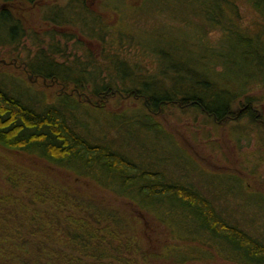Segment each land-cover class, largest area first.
Segmentation results:
<instances>
[{
	"label": "trees",
	"instance_id": "obj_1",
	"mask_svg": "<svg viewBox=\"0 0 264 264\" xmlns=\"http://www.w3.org/2000/svg\"><path fill=\"white\" fill-rule=\"evenodd\" d=\"M112 1L104 3L120 15L124 8L130 9V5L123 7L122 0L115 9ZM14 2L0 0L3 5ZM243 4L250 5L257 16L249 26L240 14ZM167 8L173 11L164 17L170 25L165 21L141 39L136 37L135 44L131 36L123 35L107 43L103 31H97L99 18L73 7L72 15L80 14L81 24L93 28L90 36L96 34L104 50L109 45L102 52L107 66L87 63L90 69L77 64L72 68L44 59L38 71L28 72L72 87L74 98L63 94L47 103L43 94H31L30 84L22 86L13 77L8 83L0 75V148L34 156L45 165V169L35 168L45 178L37 177V189L18 188L14 193L8 188V193L0 195V236L24 248L23 264H185L208 260L207 254L213 259L220 249L230 262L264 264V226L252 234L227 219L225 209L216 207L217 200L229 204L234 195L239 207L247 202L256 207L255 214L264 213V194L246 188L235 174L202 172L190 148L161 124L163 116L178 114L175 109L196 111L213 128L246 120L243 130L234 134L237 142L257 141L251 178L264 167V96L251 95L257 88L264 89V0H143L132 11L163 15ZM10 12L0 11V38L5 31L7 40L16 41L21 28ZM70 15L65 13L64 20L76 22ZM179 25H194V32L174 36ZM210 34L215 45L207 42ZM119 51L153 56L156 73L145 75L140 71L153 70L120 58ZM54 52L60 53L57 47ZM81 95L90 96L91 101H81ZM111 97L124 101L123 110L106 115L108 135L90 136L87 117L100 118L103 107L99 104ZM237 108L240 117H236ZM50 166L94 183L106 191L107 197L101 199L114 202L85 195L76 182L71 185L48 173ZM184 172L195 173L197 179L183 177ZM16 176L11 172L10 180ZM258 179L264 183V176ZM29 190L51 212L42 215L26 206L21 210L19 199L26 198ZM148 220L169 233L164 246L151 249L142 233ZM180 243L198 244L204 250L187 255Z\"/></svg>",
	"mask_w": 264,
	"mask_h": 264
},
{
	"label": "rangeland",
	"instance_id": "obj_2",
	"mask_svg": "<svg viewBox=\"0 0 264 264\" xmlns=\"http://www.w3.org/2000/svg\"><path fill=\"white\" fill-rule=\"evenodd\" d=\"M73 1L77 3V7L83 8V10H81L82 13L90 14L95 18H99L97 31L98 29L103 31L102 34L106 35L105 41L107 43L111 40L115 42V40H119L117 36L123 35L124 38L125 36H131V39H133L134 43L137 44L139 40H136V37L141 39L140 36H142L143 33L145 36V33L153 28H160L165 24V21L168 24L169 21H167V19L165 20L164 17L165 15L170 16L173 12L167 8L168 10L166 9L163 15H157L154 13L147 14L143 11L136 13L132 11V7L140 6L143 0H122L123 4L121 0H113L112 2L115 3V9H119L120 4H122L123 7L130 5V9L124 8L120 12V15L119 12L116 13L113 11L114 8L112 5H108L106 3V6L104 3L105 0ZM69 4V0H35L34 3H23L16 0V2L12 3L9 9L11 11L10 13L18 20L22 31H20L21 35L16 41L7 40L6 32H1V36H3L6 42H0V60L4 59L9 61V63L16 60L17 66H26L27 64L28 69L31 71H38L37 64L42 61V59H46L47 63L54 60L60 65L67 67L70 66L72 68H74V66H72L73 64H77L83 67L87 66L86 68L90 69L91 65L88 66L90 63L95 66H107L104 63L105 61L102 55L104 47L100 41L95 38L97 37L96 34L93 35L94 37L89 34L93 28H86V25H82V19H80L82 17H79L80 14L72 15L74 10L72 7H68ZM1 5L3 4H0V8ZM78 10L80 9L78 8ZM65 13L71 14L70 18L75 19L76 22L64 20L63 16ZM57 14L60 17L57 18ZM240 14L244 17L247 26H249V22H252L255 18H257L250 5L247 4L242 5ZM56 19L60 20L54 22ZM85 19L88 18L85 17ZM99 26H101V28ZM256 28L259 29L258 26ZM193 32L194 25L189 27H182L179 25V30L175 31L173 35L177 36L182 33L192 34ZM211 35L212 34H210V36ZM0 40H2V38H0ZM179 42H181V40ZM179 42L175 43V45L178 46ZM207 42L211 45H215L217 43L214 36L209 37V41L207 40ZM55 47L59 49V54L54 52ZM109 49L110 47L108 45L106 50ZM118 56L122 59H126L127 57L128 60L133 62V64H137L143 68H147L148 70H153L140 71L145 73V75H154V73H156V71H154L156 68L154 65L155 58L153 56H144L142 54L129 55V53L122 51H119ZM17 66H3L0 64V75H3L8 83L11 81L13 82L14 79L19 84L22 83V86L30 84L31 94H43L47 103H53L58 96L63 94L72 95L73 98L75 97V95L72 94V87L65 88V86L59 82L55 83L52 80H44L37 77V74L35 73L33 74L23 71L21 68L16 69ZM73 70L78 71L77 69ZM11 77H13V79ZM64 77L66 78L67 76ZM9 87L11 88V85H9ZM17 89L20 90L22 88L18 86ZM251 95H256L257 97H260L261 95L264 96V89L259 90L257 88V91L253 90ZM90 99L91 98L88 95H81L80 97V100H84L85 102H90ZM123 102L124 101L120 102L116 100L115 97H111L104 105L99 104V107H101V105L103 107V114L100 118H96L95 116H99L96 114L93 120V115L89 114L87 117L89 123L87 125L86 132H88L90 136L92 135L94 137H103L105 133L107 134L106 127L108 121L105 120L106 115L118 114L121 112L124 107ZM93 103L97 102L94 101ZM135 106L136 105L133 104L131 105V108H135ZM257 109L260 110V107ZM171 111L173 112V109ZM235 112H237L236 117H240L241 109L237 108L235 109ZM174 113L178 114L173 116L170 114L168 117L163 116V123L161 122V124L166 132L175 135L177 139H180L179 142L183 146L188 149L190 148L189 151L198 160L199 167L202 172H205L206 174L210 173L215 176H234L235 174L234 177L241 178L244 181L246 188L252 192L264 194V183L258 179L264 176V167L260 168L254 176V179L251 178V170L254 168L253 163L257 164L256 160H252L257 141L255 140L251 142L250 140L244 139L237 142V138H235L236 135L234 134V132H236L239 128L240 130H243V126H246L248 123L246 120H243L240 123H233L232 121L226 123L223 122L221 124H217L216 128H213L206 121V119L196 111L189 110L182 113L175 109ZM258 157L260 158V156L256 157L257 160L259 159ZM44 166L45 165L34 156L20 152L7 151L0 148V195L5 192L8 193V188H13L12 191L15 193L18 188L31 189L33 186L35 187L37 185L36 180L38 176L45 179L41 173L35 171V168L37 170L39 168L45 169ZM55 169L56 168L52 166H50V168H46L48 173L52 172V174H57V177L60 180L66 181L65 183H70L72 185L73 182H76L82 187V190L87 196L93 195V198L97 200H103L101 198H104V196L107 197L105 194L106 191L96 186L94 183L83 179H81V181L66 171ZM13 171L16 172L17 178H14L11 181L10 177L11 172ZM172 173H174L173 170ZM186 175L190 176L188 177ZM182 176L188 178L189 180L197 179L195 173L184 172L182 173ZM182 176L179 175L178 177ZM23 178H25L26 181H31V183L33 181L31 184L32 186H29V183L27 182H19L18 179ZM16 180L17 182H15ZM34 187L32 188L33 190ZM35 188L37 189V187ZM203 190L207 189L203 188ZM20 192L22 193V191ZM32 196L33 195L29 190L26 198L19 199L21 202V210L22 206H26L30 209L33 207V209L36 208L40 210L42 215L51 212L48 204L43 206ZM15 197L18 198L17 196ZM230 198H232V201L228 202L229 204H225L221 199L217 200L216 207L218 209H225L224 211L227 214V219H230L233 224H236L240 228L249 230L252 234H256L257 229L260 226H264V213L261 212L259 214H255L253 209L256 207L254 205H247V202L239 207L238 204L236 205L239 199L234 195H231ZM244 198L246 197H242V199ZM103 201L114 202L113 200L106 199ZM258 211L259 210H257V212ZM12 223H16L19 227L21 226L18 222L12 221ZM142 233H144V235L149 239L151 249L164 246L168 238H170L169 233L163 229V227H159L151 220L147 221L146 229L142 231ZM10 239L11 238H3L2 235L0 236V259H3L2 264H23L22 258L26 254H21V251L24 248L20 245L16 246L17 243ZM181 244L182 243H180V247H185V254L187 255L192 253L191 250H194L196 254H198L200 249L204 250V248H201V245L198 244ZM208 252L212 253L211 251ZM224 255L225 253L222 249H220L219 254L214 255L213 259H209L210 254H207L206 256L208 257V260L197 259V261H188L185 264H236L224 259L222 257ZM204 256L205 254L201 256V258Z\"/></svg>",
	"mask_w": 264,
	"mask_h": 264
},
{
	"label": "flooded vegetation",
	"instance_id": "obj_3",
	"mask_svg": "<svg viewBox=\"0 0 264 264\" xmlns=\"http://www.w3.org/2000/svg\"><path fill=\"white\" fill-rule=\"evenodd\" d=\"M69 1H70V4L68 6L69 8L70 7H72V8L75 7L76 8L78 6L77 3L74 2L73 0H69ZM10 5H12V4H4V5H1L0 11H2V10L3 11L9 10L10 9ZM56 17H57V15H56ZM2 39L5 40L3 38V36H2ZM2 60H4V59H2ZM2 60H0V64L3 65V66H8V65L17 66V61L16 60L11 61L12 63L11 62L9 63V61H6V60H4V61H2ZM42 61H44V60H42ZM40 65H41V61L37 64V66H38L39 69L41 68ZM20 66H22V67H20ZM20 66H17L16 69H20L21 68L23 71H26V72L31 71L30 69H28L27 64H26V66H24V65H20Z\"/></svg>",
	"mask_w": 264,
	"mask_h": 264
}]
</instances>
